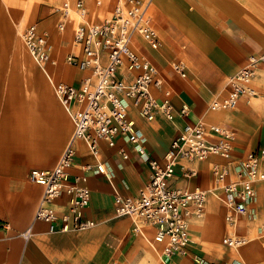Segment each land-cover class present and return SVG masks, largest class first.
Here are the masks:
<instances>
[{"label": "crops", "instance_id": "crops-1", "mask_svg": "<svg viewBox=\"0 0 264 264\" xmlns=\"http://www.w3.org/2000/svg\"><path fill=\"white\" fill-rule=\"evenodd\" d=\"M64 1L0 0V264H264V182L254 185L252 213L236 218L233 225L225 220L222 192L208 195L203 218L190 221L191 243L182 256L164 257L163 245L153 241L152 227L142 226L136 233L129 218H116L114 194L134 195L149 179L147 166L136 165L133 147L123 138H117L113 147L99 142L98 161L105 165L107 178L83 169L96 160L83 142L74 144L75 158L65 183L90 190L83 218L93 221V228L50 233L47 223L33 222L43 189L30 182L28 174L53 169L73 131L53 85L75 86L90 74L64 62L68 53L78 51L71 46L76 20L70 19L63 31L57 28ZM76 1L69 0L71 5ZM81 1L93 22L108 17L114 2L94 0L98 6ZM151 15L157 48L141 39L132 46L158 69L162 85L151 92L158 103L163 93H169L174 118L168 121L156 111L147 121L127 101L128 118L147 153L158 161L187 124L232 130L235 139L228 160L217 156L199 162L180 160L171 179L177 189L209 190L214 187L213 165L232 169L246 153L264 149V65L250 83L253 96L241 97L232 110L209 109L212 101L226 98L229 77L246 65V59L264 53V0H152ZM31 25L47 34L49 53L56 61L45 65L49 79L20 38ZM179 61L187 65L189 76L181 78L171 69ZM182 109L187 111L184 116ZM183 169L196 175L185 179ZM68 202L64 193L54 202L58 215L67 211ZM60 226L58 221L55 227ZM30 227L31 237L25 241L20 235ZM227 237L246 241L232 249L223 244Z\"/></svg>", "mask_w": 264, "mask_h": 264}, {"label": "built area", "instance_id": "built-area-1", "mask_svg": "<svg viewBox=\"0 0 264 264\" xmlns=\"http://www.w3.org/2000/svg\"><path fill=\"white\" fill-rule=\"evenodd\" d=\"M151 6L152 0H114L110 15L93 22L87 17L83 1L78 0L74 5L67 0L62 3L58 10L61 21L57 28L63 31L66 21L74 18L76 25L72 43L78 49L77 53H68L64 62L90 74L75 86L65 83L53 85L54 94L73 125L72 135L53 169H33L28 180L43 189L33 222L47 223L50 233L91 229L95 225L93 221L83 218V211L90 202V190L65 183L75 158L74 144L83 142L96 160L95 165H85L83 169L107 178L105 165L98 161L99 142L113 147L117 138L125 139L136 154V165L142 163L147 166L149 179L134 195L114 194L115 217L129 218L136 233H140L142 226L152 227L155 231L153 241H165L164 257L170 258L185 254L190 244V221L203 218L208 195L216 196L217 191L222 192L219 199L227 211L225 220L230 225L236 218L252 213L254 185L264 182V149L246 153L232 169L213 165L214 187L209 190L172 187L173 167L180 160L199 162L210 155L228 160L235 134L222 126L206 128L200 122L187 124L172 139L161 161L147 153L143 139L128 118L126 102L131 101L137 107L138 115L147 121L154 119L156 111L168 121L174 118L169 93H163V99L158 103L151 92L152 88L160 89L162 85L158 69L132 46L135 39L153 47L159 44L152 24ZM20 38L34 63L48 77L45 65H54L56 61L50 56L47 34L31 25ZM261 65H264V53L249 56L246 65L229 77L230 89L226 98L212 101L209 109L232 110L241 97L253 96L250 83ZM170 67L185 78L181 63ZM186 114V109L180 111V115ZM120 155L124 161L129 160L126 152L121 150ZM183 170L185 179L196 175L195 171ZM63 193L69 197L68 207L65 213L58 215L54 202ZM58 221L61 223L59 228L55 227ZM20 236L25 241L29 240L31 227ZM223 244L235 249L242 244V238L227 237Z\"/></svg>", "mask_w": 264, "mask_h": 264}, {"label": "bare ground", "instance_id": "bare-ground-1", "mask_svg": "<svg viewBox=\"0 0 264 264\" xmlns=\"http://www.w3.org/2000/svg\"><path fill=\"white\" fill-rule=\"evenodd\" d=\"M66 22H68V21H66ZM67 24V23H66ZM66 26V25H65ZM63 34V39H65L67 36L65 35V31L62 33ZM143 41V40H142ZM146 43V42H145ZM147 45H149L148 43H146ZM72 45V44H71ZM73 46V45H72ZM150 47H152V49H156L157 47H153V46H151V45H149ZM177 63H181L182 65H183V69H184V73H185V77H186V66H185V64L183 63V62H181V61H179V62H177ZM176 64V63H175ZM175 64H173V65H175ZM172 65V66H173ZM229 91V90H228ZM218 111H222V110H218ZM206 128H209V127H206ZM209 140L210 141H212V139L211 138H209ZM209 157H216L215 155H210ZM208 157V158H209ZM178 165L176 164L174 167H173V173L175 174V169H176V167H177ZM187 179H190L189 177L187 178ZM81 182H82V180H81ZM236 223V222H235ZM234 223V224H235ZM158 243H161L162 245H163V247H162V251H161V254L162 255H164V247H165V245H166V242L165 241H161V242H158ZM190 243H191V241H190ZM245 243V241L242 239V244L241 245H239L238 247H240V246H242L243 244Z\"/></svg>", "mask_w": 264, "mask_h": 264}, {"label": "rangeland", "instance_id": "rangeland-1", "mask_svg": "<svg viewBox=\"0 0 264 264\" xmlns=\"http://www.w3.org/2000/svg\"><path fill=\"white\" fill-rule=\"evenodd\" d=\"M67 1H69V0H67ZM89 1H93L94 2V4H96V3H98L97 1H94V0H89ZM99 4V3H98ZM99 6V5H98ZM65 34H67L66 32H65ZM61 36H62V38H63V34H61ZM72 46V45H71ZM186 65V64H185ZM186 77L187 76H189V70H188V68H187V65H186ZM251 86H252V84H251ZM228 92V91H227ZM227 95H228V93H227ZM127 107H128V105H127ZM133 107V106H132ZM132 107H130L129 108V110H131V111H133V108ZM207 127H210V126H207ZM244 241H246L244 238H242Z\"/></svg>", "mask_w": 264, "mask_h": 264}]
</instances>
